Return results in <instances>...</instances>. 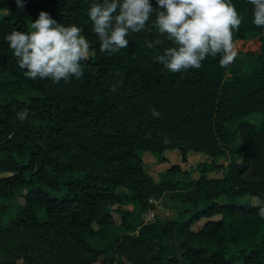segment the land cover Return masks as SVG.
<instances>
[{
    "label": "trees",
    "instance_id": "trees-1",
    "mask_svg": "<svg viewBox=\"0 0 264 264\" xmlns=\"http://www.w3.org/2000/svg\"><path fill=\"white\" fill-rule=\"evenodd\" d=\"M102 2L26 0L20 10L83 29L92 55L68 83L26 78L5 37L27 24L0 18V264H264V28L252 23L253 6L232 0L243 18L237 52L257 69L209 56L200 69L171 73L146 46L159 38L154 29L100 53L88 11ZM170 150L181 162L189 153L209 160L197 177L174 164L156 181L142 153L165 161ZM164 193L176 217L130 221Z\"/></svg>",
    "mask_w": 264,
    "mask_h": 264
},
{
    "label": "clouds",
    "instance_id": "clouds-1",
    "mask_svg": "<svg viewBox=\"0 0 264 264\" xmlns=\"http://www.w3.org/2000/svg\"><path fill=\"white\" fill-rule=\"evenodd\" d=\"M23 8V0H16ZM253 6L252 23L264 28V0H248ZM103 0L93 3L88 11L92 30L99 39L102 54H116L129 45L132 33L155 30L157 39L147 42V48L157 52L154 59L171 73L200 69L209 56H219L221 67L234 62L238 52L236 33L243 18L232 0ZM153 13L155 19L152 20ZM29 31L14 30L5 37L26 78L50 79L54 83L71 82L84 76L83 61L89 59L90 42L75 24L65 26L41 11ZM149 21L151 25H149ZM168 42L169 46L159 51ZM118 85H113L112 91ZM152 115L160 113L153 108ZM30 110L16 113L26 120ZM167 144V138L163 141ZM264 218V206H259Z\"/></svg>",
    "mask_w": 264,
    "mask_h": 264
},
{
    "label": "rangeland",
    "instance_id": "rangeland-1",
    "mask_svg": "<svg viewBox=\"0 0 264 264\" xmlns=\"http://www.w3.org/2000/svg\"><path fill=\"white\" fill-rule=\"evenodd\" d=\"M26 0H23V3ZM21 8L17 6L16 0H0V18L2 16H10L11 18H16L20 16L27 24L28 30H30V21L31 18L27 13L21 12ZM32 21V20H31ZM92 55V51L90 50L89 56ZM241 69L245 71H252L258 68V64L256 61L248 63L246 61V57L242 52H238L235 58ZM33 92L29 91H20L17 96L21 99H27L29 96L33 95ZM9 96L8 98H10ZM249 121L253 123H258V118H255V115H251L249 117ZM259 126V125H258ZM165 156V161H160L157 155H153L147 151L142 153V158L144 161V167L146 171L153 176V178L157 181L159 179V173L170 167L171 165L178 164L182 170H185L190 173L191 177H197L198 169L197 165L201 161H208L206 155L203 153H189L187 155V161L181 162L180 154L177 150L166 151L163 154ZM219 163L226 164L227 160L224 158L219 160ZM211 176H220L221 171L214 170L209 173ZM152 207L146 210L144 213L139 214L138 211L134 210L130 221L132 223H136L137 217L141 218L144 222L152 221L153 219L159 218H174L177 215L178 203L172 200L170 193H164L159 198L151 201ZM114 220L116 222L119 221V216L113 213ZM118 230L121 231L119 226H112L110 230Z\"/></svg>",
    "mask_w": 264,
    "mask_h": 264
}]
</instances>
